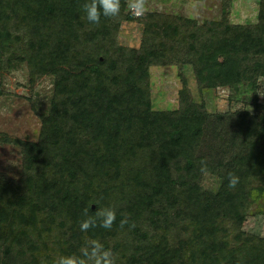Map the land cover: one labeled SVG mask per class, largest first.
Returning <instances> with one entry per match:
<instances>
[{
  "label": "trees",
  "instance_id": "1",
  "mask_svg": "<svg viewBox=\"0 0 264 264\" xmlns=\"http://www.w3.org/2000/svg\"><path fill=\"white\" fill-rule=\"evenodd\" d=\"M85 2L0 0V50L20 40L4 23L12 7L35 36L28 61L55 75L59 91L39 143L15 141L26 155V179H0V264H37L31 239L51 233L47 221L56 219L67 228L56 243L63 256L97 239L116 264H264V239L242 230L252 193L264 196V107L255 100L254 113L212 115L189 97L185 81L178 110L154 111L149 83L152 65L178 60L206 88L264 75V0L256 24L226 17L197 45L186 30L203 28L185 20L154 31L152 48L126 54L98 37L131 18L125 0L118 16L98 25L87 21ZM206 173L216 178L214 189L203 187ZM229 173L239 177L235 187ZM110 198L113 227L81 232L85 210L95 215L98 206H112Z\"/></svg>",
  "mask_w": 264,
  "mask_h": 264
},
{
  "label": "rangeland",
  "instance_id": "2",
  "mask_svg": "<svg viewBox=\"0 0 264 264\" xmlns=\"http://www.w3.org/2000/svg\"><path fill=\"white\" fill-rule=\"evenodd\" d=\"M229 1L231 3L228 5ZM259 1L228 0L225 3L223 0H146V12L137 17L128 7L129 0H125L126 8L123 14L131 18L116 20L110 28L111 36H98L99 43L104 48L107 44L114 46L115 49H121L122 54L132 51L140 53L144 48H152L154 42L150 36L152 37L154 31L161 32L165 25H183L185 20H192L196 22L199 29L203 28L204 32L197 31L191 26L189 30H186L185 38L187 37L189 41L190 35L193 34L197 37L195 44L200 45L209 37L208 29L211 24L220 23L226 17L233 25L256 24ZM22 15L19 10H12V7L9 9L6 15L9 19H5L4 23L12 32V40L16 37L20 40H15L12 47L0 50V179L8 180L13 184L25 180L28 174L26 155L15 141L39 143L41 133L44 131L43 118L49 115L55 98L59 100L56 97L59 92L57 77L52 73L37 72L28 61L29 56L34 52L32 44L35 36L28 24L22 21ZM85 31L82 27L77 32L84 36ZM89 32L93 33L90 29ZM147 40H150V44H144ZM122 59L127 61L125 57ZM91 65L86 67L89 73L91 71L88 67ZM185 81L189 97L196 104L203 105L212 115L242 111L254 113L255 100L259 106L264 107V75L251 81L245 80L236 87L206 88L198 83L194 68L178 60L172 64L169 62L154 64L149 68L153 110H178ZM251 82H255V88H252ZM201 183L206 189H214L217 185L216 178L208 173L202 177ZM90 196L92 199L96 197L92 194ZM109 201L114 207L115 202L112 198ZM59 222L57 219L54 223L48 220L47 224L51 227V233L45 237H38L39 239L35 235L31 239L35 249L30 251V256L34 255L38 258L37 264L48 263L51 259L55 261L63 256L59 253L56 243L63 238V232L67 228L62 227ZM242 230L264 239V196L260 192L252 193ZM125 239L130 243L129 238ZM42 240L44 243L41 242ZM25 243L27 241L24 239L22 244L24 248ZM44 253H50V256Z\"/></svg>",
  "mask_w": 264,
  "mask_h": 264
},
{
  "label": "clouds",
  "instance_id": "3",
  "mask_svg": "<svg viewBox=\"0 0 264 264\" xmlns=\"http://www.w3.org/2000/svg\"><path fill=\"white\" fill-rule=\"evenodd\" d=\"M128 7L132 14L142 16L146 8V0H129ZM121 9V0H86L82 5V10L89 23L98 25L102 18L116 17ZM203 170V169H202ZM229 186L235 187L239 183V177L232 173L228 174ZM117 218V212L114 207H99L95 215H88L87 210L79 223L81 232H87L89 229L99 224L104 229H111ZM127 220H121L123 226ZM47 264V262H44ZM54 264H116L115 256L111 249L105 246L97 239L89 240L81 249L80 254H71L60 256L54 261Z\"/></svg>",
  "mask_w": 264,
  "mask_h": 264
}]
</instances>
